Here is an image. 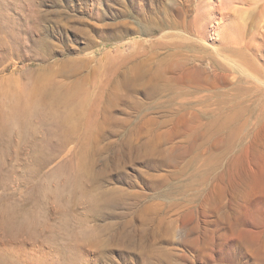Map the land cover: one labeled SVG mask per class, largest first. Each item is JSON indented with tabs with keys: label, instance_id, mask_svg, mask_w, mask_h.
<instances>
[{
	"label": "rangeland",
	"instance_id": "rangeland-1",
	"mask_svg": "<svg viewBox=\"0 0 264 264\" xmlns=\"http://www.w3.org/2000/svg\"><path fill=\"white\" fill-rule=\"evenodd\" d=\"M175 1L199 81L155 97L122 85L137 68L159 81L145 40L162 33H137L133 0H0V264H264V0ZM112 26L125 31L116 43ZM177 41L161 40L159 57ZM94 51L112 71L127 62L108 85L89 73ZM73 58L89 62L85 91L42 98L36 83L59 87ZM232 110L231 125L211 126ZM52 111L70 113L74 133L61 136Z\"/></svg>",
	"mask_w": 264,
	"mask_h": 264
},
{
	"label": "bare ground",
	"instance_id": "bare-ground-1",
	"mask_svg": "<svg viewBox=\"0 0 264 264\" xmlns=\"http://www.w3.org/2000/svg\"><path fill=\"white\" fill-rule=\"evenodd\" d=\"M137 2L139 4V6L137 5ZM143 4H144L143 1L133 0L131 12L135 13L138 17L137 33L140 36H143L145 38L150 39L155 34H158L160 32L162 33L161 36L155 38L154 41H152L151 43L149 42L148 39L145 40V42L149 43L148 49H150V51H153L152 52L153 55H152V57H151V55L149 56L148 62L150 65H157L158 66L156 77L159 79V81L153 85L144 84L143 80H139L137 78V72H138V68H137L135 70L132 69V76L124 78L122 85L125 87L130 86L131 91H133L134 89H137L139 87V90L142 93H144L146 96H155L156 97V96H160L162 93H164L166 91L167 92L171 91V88H170L171 84L170 83H175L177 85L184 84L187 86H190L193 83H197L199 81V79L197 78L198 74H195L191 71H186L184 69V65H185L187 59H186V55H185V47L183 45H185L184 41H188V40L186 38H184L185 35H183V34H187V33L191 34L192 23L189 20V17H186L185 15H183L181 6H179L175 0H170L169 5H167V4L162 5L161 4L160 6L156 5L154 7L151 5H147V4L143 5ZM1 14H3V13H1ZM51 17L54 18L55 23H57L59 25L62 22V18L59 14H51ZM42 19H43V17H42ZM39 26H40V24H39ZM72 27H74V26H72ZM113 28H114V26L107 29V31H106L107 33H105L104 39H106L107 42L116 43V41L119 40L123 36L125 31L117 32V31H115V29L113 30ZM78 29H75V30H77L78 33H81V35H83L84 39L86 40V45L89 47L91 45L93 46L94 41L92 42V40H91L90 36L87 34V32L84 29H82V30H78ZM171 29L172 30H180V32H182V34L179 32H177V33L176 32L175 33L164 32L165 30H171ZM166 39L179 40L181 42L178 43V41H177L178 44L175 43V44H172L170 46H167V48H170L172 50L165 57L166 59L163 60V59H161V57H159L158 50L163 49L164 45L161 44V40H166ZM68 40H69V38H68ZM48 44L49 43L45 41V45H48ZM187 47L190 49V51H193V49H194V48L192 49V47H193L192 45H189ZM146 53H147L146 50L142 51L140 54L138 53L139 54L138 56L141 57V60L143 59V56L146 55ZM96 54H97L96 51H94L92 53L90 62L94 61L95 64L97 65V68L90 70L89 73L94 74L97 72L98 74H100V73L105 74L106 75L105 84L108 85L110 83L113 75H115L117 71L122 69L127 62H125V61L121 62V64H119L117 67H115L114 70L112 71L111 66H110V62H111L113 56L110 53H106V56H105V60H106L105 63L106 64L104 65V64H102V62H103L102 60L95 58ZM130 55L132 58L137 57V54L135 52L131 53ZM62 68H63L62 69L63 73L62 72H60V73L64 74V76H63L64 80L61 82L59 81L60 82L58 84L59 87L53 88V87H50L49 84H48L49 86L45 85V83L41 84L42 81L40 80L41 82L38 81L39 83H36L34 89L39 91L38 93L41 92V94L43 95V96L41 95L42 98L44 97L45 99L48 98L50 100V98L54 97L58 88L65 86L66 91H67L65 93L66 95L63 94V96H61V97L59 96V97H57V99H58L59 103L67 104L70 101H72L79 93L85 91L84 89H86L85 86L87 85L86 81H88V79H86L85 76H83V72H84V69L89 68V62H87L85 59H79V58L66 59L65 61L62 62ZM60 73H59V75H60ZM170 74L173 75V77H168V75H170ZM59 75H58V77H59ZM140 77H142V76H140ZM37 80L38 79H36L35 81H37ZM135 82L138 83L137 86H135ZM61 89H63V88H61ZM102 99H103L102 95L97 97V100H96L97 102H95V104H94V108H96V110L99 109V105L102 103ZM38 100H39V98H38ZM42 101L46 102V100H44V99H42ZM53 102H50V104H52ZM135 105H138V103L136 102ZM157 105L161 106L160 104H157ZM111 106H115V103L112 102ZM259 110L261 111V109H259ZM89 112H91V111H89ZM50 113H51V120H52L53 124H55L56 126H58L59 128L62 129L61 130V136H65V138H66V136L70 135L71 133H74L73 130L70 129L71 125L73 124L72 123L70 125V121H71V114L70 113L60 114L59 112H55V111H52ZM237 114H238V112L236 110H232L231 112L221 114L220 116L215 117L211 121V126L213 128H216V130L218 132H220L221 130H223L224 128L228 127L229 125H231L233 123ZM92 119H91L90 114L84 118V121H85L84 124L86 125L87 129L94 126V124H95L94 119L93 120ZM73 127H74V125H73ZM260 128H261V130H263L262 127H260ZM94 135H96V134L94 133ZM216 140L218 141L219 139L217 138ZM224 175H225V173H224ZM224 175H221V177H223ZM105 203H107V202L105 201Z\"/></svg>",
	"mask_w": 264,
	"mask_h": 264
}]
</instances>
